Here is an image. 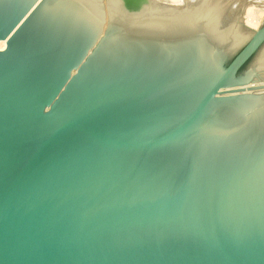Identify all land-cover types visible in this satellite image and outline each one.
I'll list each match as a JSON object with an SVG mask.
<instances>
[{
	"label": "water",
	"instance_id": "water-1",
	"mask_svg": "<svg viewBox=\"0 0 264 264\" xmlns=\"http://www.w3.org/2000/svg\"><path fill=\"white\" fill-rule=\"evenodd\" d=\"M227 4L0 0V264H264V24Z\"/></svg>",
	"mask_w": 264,
	"mask_h": 264
},
{
	"label": "bare ground",
	"instance_id": "bare-ground-1",
	"mask_svg": "<svg viewBox=\"0 0 264 264\" xmlns=\"http://www.w3.org/2000/svg\"><path fill=\"white\" fill-rule=\"evenodd\" d=\"M155 1H158V0H155ZM160 1L173 3V5L181 6V8H182L184 5L187 7L188 3H201V2L208 1V0H160ZM160 1H158V2H160ZM219 1H223V2L228 3L227 7H226V11L224 12V14L220 20V21H222V24H224L225 26L227 25V27H228L232 24V16L237 13L238 9H240V8L237 9V7H238L237 4H234V3H237V1H239V0H236V1L235 0H219ZM241 4H240L241 8L246 6V3L244 4V6L242 5L243 7L241 6ZM252 5H249L246 11L242 10L243 12H246L245 18L243 17L244 16L243 12L238 11V13L239 12H242V13L241 14L239 13V15H237L236 19L233 21L237 26H239V33H241L245 36H250V35H252V33L254 31L258 30L260 25H261V19H264V7L262 10H260L261 8L258 9V8H255L256 6L254 7ZM228 18H230V19H228ZM7 42H8V40L0 41V51L6 49Z\"/></svg>",
	"mask_w": 264,
	"mask_h": 264
},
{
	"label": "rangeland",
	"instance_id": "rangeland-1",
	"mask_svg": "<svg viewBox=\"0 0 264 264\" xmlns=\"http://www.w3.org/2000/svg\"><path fill=\"white\" fill-rule=\"evenodd\" d=\"M158 1H160V0H158ZM235 1H236V0H235ZM235 1H234V2H235ZM244 1H245V2H244ZM234 2H233V3H234ZM243 2H244V3H243ZM241 3H242V4H241ZM245 3H246V6L243 7ZM172 4H173V3H172ZM174 4H175V3H174ZM234 4H237V6H238L237 9L240 8V9L237 10V13H238V11H242V10H243V11H246L247 8H248V6H249V5H252V4H253L252 6H254V7L256 6L255 8H258V9L261 8L260 10H262L263 7H264V0H239V1H237V3H234ZM240 4H241V6L243 5V6H242L243 8L240 7ZM244 9H245V10H244ZM243 11H242V12H243ZM242 12H239V13L241 14ZM237 13H236L235 15L232 16V24L234 23L233 21L236 19L237 15H239V13H238V14H237ZM245 13H246V12H243V14H244L243 17H244V18H245ZM243 14H242V15H243ZM243 17H242V18H243ZM228 19H230V18H228ZM262 22H263V23H262ZM263 24H264V19H261V25H260V27H261ZM260 27H259V28H260Z\"/></svg>",
	"mask_w": 264,
	"mask_h": 264
}]
</instances>
